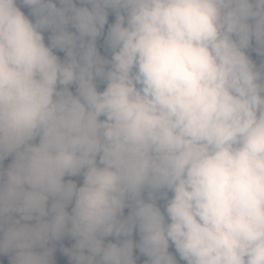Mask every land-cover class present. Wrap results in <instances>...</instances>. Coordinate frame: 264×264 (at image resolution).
Instances as JSON below:
<instances>
[{"label": "clouds", "instance_id": "1", "mask_svg": "<svg viewBox=\"0 0 264 264\" xmlns=\"http://www.w3.org/2000/svg\"><path fill=\"white\" fill-rule=\"evenodd\" d=\"M58 250L264 264V0H0V264Z\"/></svg>", "mask_w": 264, "mask_h": 264}, {"label": "trees", "instance_id": "2", "mask_svg": "<svg viewBox=\"0 0 264 264\" xmlns=\"http://www.w3.org/2000/svg\"><path fill=\"white\" fill-rule=\"evenodd\" d=\"M65 244H68V243H65ZM57 258H58V264H70V261L68 260L67 257H62L60 255H57Z\"/></svg>", "mask_w": 264, "mask_h": 264}, {"label": "rangeland", "instance_id": "3", "mask_svg": "<svg viewBox=\"0 0 264 264\" xmlns=\"http://www.w3.org/2000/svg\"><path fill=\"white\" fill-rule=\"evenodd\" d=\"M110 19H111V16H110ZM135 238H138V237H135ZM64 242H65V243H68V244L71 243V241L68 240V239H65ZM57 255L62 256V255L59 253V250L57 251ZM62 257H66V256H62ZM143 259H144V257L141 256V257L138 259L137 264H141V261H142Z\"/></svg>", "mask_w": 264, "mask_h": 264}]
</instances>
